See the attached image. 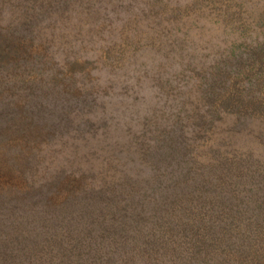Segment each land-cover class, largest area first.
<instances>
[{"label":"rangeland","instance_id":"obj_1","mask_svg":"<svg viewBox=\"0 0 264 264\" xmlns=\"http://www.w3.org/2000/svg\"><path fill=\"white\" fill-rule=\"evenodd\" d=\"M181 260L264 264V0H0V264Z\"/></svg>","mask_w":264,"mask_h":264},{"label":"trees","instance_id":"obj_2","mask_svg":"<svg viewBox=\"0 0 264 264\" xmlns=\"http://www.w3.org/2000/svg\"><path fill=\"white\" fill-rule=\"evenodd\" d=\"M51 205H46V206H43V208L41 209L40 212V215L41 217H37L35 216L37 219H43V218H46L48 216H54V217H59L61 218L64 222H65V226L67 225L69 227V229L71 230V235L72 236H68L70 237V240L73 241V240H77V239H80V229L78 227L81 226L82 222L84 221V218L83 217H77L76 214L74 213V210L76 208L75 204L72 203V204H67L66 206L64 207H61V209L58 211V208H50ZM91 213L88 212L87 215H89ZM179 215V214H178ZM180 217V215H179ZM167 222H159V229L160 228H163V229H166V228H169L171 230L177 228L176 226L178 224H176L175 221H171V220H165ZM72 225L75 229V233H73V230H72ZM92 243H95V242H92ZM253 256V253L252 254H245V257L249 260H253L251 259ZM184 264L185 262L183 260H181ZM183 263H180V264H183ZM199 264V262H198Z\"/></svg>","mask_w":264,"mask_h":264}]
</instances>
